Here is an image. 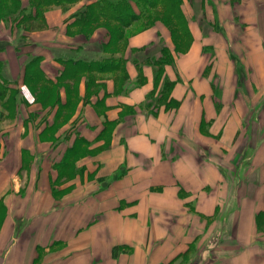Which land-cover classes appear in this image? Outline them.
I'll return each instance as SVG.
<instances>
[{"label": "crops", "instance_id": "0c3cea01", "mask_svg": "<svg viewBox=\"0 0 264 264\" xmlns=\"http://www.w3.org/2000/svg\"><path fill=\"white\" fill-rule=\"evenodd\" d=\"M97 2L0 23V264H264V0Z\"/></svg>", "mask_w": 264, "mask_h": 264}, {"label": "trees", "instance_id": "16d2710c", "mask_svg": "<svg viewBox=\"0 0 264 264\" xmlns=\"http://www.w3.org/2000/svg\"><path fill=\"white\" fill-rule=\"evenodd\" d=\"M14 7L18 8L20 0H11ZM81 0H39L38 6L40 7H52V6H65L69 3L76 4ZM158 0H98L97 3L88 5L80 12V21L85 25L94 24L100 17H104L108 21L118 22L121 26L128 24L131 21H126L128 17L135 14L137 16L133 19L145 15L146 7H154ZM9 0H0V20H5L3 13L7 12L10 8L7 6ZM30 3H28L29 5ZM13 7V8H14ZM24 6L21 4L19 10H24ZM138 9V10H135ZM19 13V12H18ZM119 28L113 29V34L117 33Z\"/></svg>", "mask_w": 264, "mask_h": 264}, {"label": "rangeland", "instance_id": "374dc122", "mask_svg": "<svg viewBox=\"0 0 264 264\" xmlns=\"http://www.w3.org/2000/svg\"><path fill=\"white\" fill-rule=\"evenodd\" d=\"M38 1L39 0H20L18 8L14 7V4H12V1L9 0L7 6H9V10L7 12H5V14L3 13V17L5 20H0V23H4L2 24V27L4 28V31H11L13 30L14 32L16 31V29L18 30V32L16 33V38L19 39L17 41H27L26 38H21V32H23L24 30H32V29H37L40 26H42V23L39 21L40 16L43 15V11H44V7H40L38 6ZM28 3H30L28 5ZM27 6L24 8V10H19L20 5ZM65 6V8H69L72 6L73 3H69V4H65L63 3ZM14 7V8H13ZM138 10V9H137ZM19 12V13H18ZM137 11L135 12V14L131 15L130 17H128L126 19V21H131L133 20L136 16H137ZM3 29V28H2ZM14 32H10V34H14ZM24 36V35H23ZM1 41H6V40H1ZM2 45H5V42H1Z\"/></svg>", "mask_w": 264, "mask_h": 264}]
</instances>
